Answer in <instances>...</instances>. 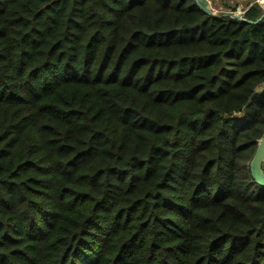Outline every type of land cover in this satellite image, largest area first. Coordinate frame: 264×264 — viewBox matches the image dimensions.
<instances>
[{"label": "trees", "instance_id": "obj_1", "mask_svg": "<svg viewBox=\"0 0 264 264\" xmlns=\"http://www.w3.org/2000/svg\"><path fill=\"white\" fill-rule=\"evenodd\" d=\"M263 134L264 20L0 0V264H264Z\"/></svg>", "mask_w": 264, "mask_h": 264}, {"label": "water", "instance_id": "obj_2", "mask_svg": "<svg viewBox=\"0 0 264 264\" xmlns=\"http://www.w3.org/2000/svg\"><path fill=\"white\" fill-rule=\"evenodd\" d=\"M194 2L204 12L210 15L216 14L212 0H194ZM247 9L241 12H234L230 14L237 19L248 21L251 23H259L262 20H264V13L255 21L247 20L245 15ZM250 169L254 181L258 185L264 187V134L261 137V139L258 141V146L250 163Z\"/></svg>", "mask_w": 264, "mask_h": 264}, {"label": "crops", "instance_id": "obj_3", "mask_svg": "<svg viewBox=\"0 0 264 264\" xmlns=\"http://www.w3.org/2000/svg\"><path fill=\"white\" fill-rule=\"evenodd\" d=\"M214 8L222 10L221 12L230 13L231 7L242 9L256 3V0H212Z\"/></svg>", "mask_w": 264, "mask_h": 264}, {"label": "rangeland", "instance_id": "obj_4", "mask_svg": "<svg viewBox=\"0 0 264 264\" xmlns=\"http://www.w3.org/2000/svg\"><path fill=\"white\" fill-rule=\"evenodd\" d=\"M251 6V5H250ZM250 6H248V7H250ZM248 7H242V9H236V11H231L230 13H234V12H241V11H244L245 9H247ZM215 9V11H216V14L217 13H221V11L222 10H219L218 8H214Z\"/></svg>", "mask_w": 264, "mask_h": 264}, {"label": "built area", "instance_id": "obj_5", "mask_svg": "<svg viewBox=\"0 0 264 264\" xmlns=\"http://www.w3.org/2000/svg\"><path fill=\"white\" fill-rule=\"evenodd\" d=\"M256 3H258L261 7L264 8V0H256Z\"/></svg>", "mask_w": 264, "mask_h": 264}]
</instances>
